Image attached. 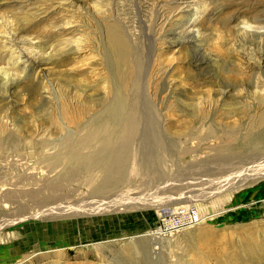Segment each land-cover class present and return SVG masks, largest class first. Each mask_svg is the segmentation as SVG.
<instances>
[{"label": "rangeland", "instance_id": "1", "mask_svg": "<svg viewBox=\"0 0 264 264\" xmlns=\"http://www.w3.org/2000/svg\"><path fill=\"white\" fill-rule=\"evenodd\" d=\"M68 1L58 10L59 0H0V34L13 33L14 41L38 62L33 70L19 74L15 83L0 86V121H7L4 143L10 137L7 146L0 147V264H28L35 259L34 264H63L52 255L60 251L52 241L60 235L78 238L98 228L106 232L104 241L97 244L100 246L71 248L64 260L80 254L78 262L85 264H142L138 255L128 260L125 252L129 243L146 238L152 241L148 247L151 264H264V152L242 150L239 143L244 132L237 129L239 137L233 139L229 133L231 127L240 128L264 110V36L261 39L252 30L264 25V0ZM186 3L194 4L191 19L202 37L196 47L169 46L168 39L186 21L177 7L182 9ZM62 20L72 22L73 30L78 31L61 34L56 29ZM115 26L140 60L146 55L147 37L155 39L162 58L172 60L175 92L184 96L182 100L191 110L178 106L179 117L167 116L176 124L171 131H185L181 124L193 119L190 115L204 111L207 118L203 124L190 125L196 134L190 137L189 150L172 151L159 169V179L153 168L143 177L130 171L128 182L101 197L90 196L84 184L73 182L67 189L61 184L60 193L49 201L64 199L44 203L50 193L44 182L58 170L48 173L43 163L47 154L31 148L28 155V146L22 145L40 138L42 130L50 131L52 139L65 131L74 132L71 127L57 132L47 117L51 112L56 119L61 101L82 106L94 104L107 92L111 97L113 84L104 42L107 28ZM244 26L247 31L238 29ZM80 39L88 41V49L74 55L60 51L61 43ZM197 48L211 55L210 69L196 71L189 65ZM9 53L0 41V67L9 66ZM11 71L16 74L18 69ZM209 129L213 136H208ZM254 132H262L264 139V122ZM16 139L17 146L11 151ZM119 188L129 198L123 204H118L122 201ZM77 202H91L99 212L67 218L40 215L57 204ZM116 204L117 209L112 207ZM166 207L191 208L197 224L157 236L153 233L157 213ZM70 221L85 226L69 230L65 224ZM24 248L34 253L19 262ZM41 255L45 257L38 259Z\"/></svg>", "mask_w": 264, "mask_h": 264}, {"label": "bare ground", "instance_id": "2", "mask_svg": "<svg viewBox=\"0 0 264 264\" xmlns=\"http://www.w3.org/2000/svg\"><path fill=\"white\" fill-rule=\"evenodd\" d=\"M57 3L59 4L55 5V9L63 10L64 4L69 3V1L59 0ZM62 4L63 6H61ZM177 8L179 9V13L185 16L186 21L179 24L178 29L168 39L170 43L168 45L181 48L185 44H188L196 47L200 42L202 33L195 26V21L191 19V13L196 10L194 4L190 6L186 3L182 9L180 6ZM63 18L65 17L63 16ZM184 23L185 27H183ZM245 24L247 23H243V25ZM74 26L72 22L62 20L56 30L63 31L61 34L65 32L69 34L78 31L77 29L73 30ZM245 27L238 29L243 31ZM248 27L250 26L248 25ZM252 30L256 33H252V35L261 36L262 39V36H264V25L263 27L258 26V28L256 26ZM106 39L104 50L108 59L107 70L113 84L111 97L108 98L107 92L106 97L102 96L94 104L82 106H72L64 100L61 101L59 111L56 105L58 112L56 119L52 118L51 112L47 117L51 119V123L56 127L55 130L57 132L62 133L67 127L73 128L74 132L65 131L64 134H61L60 138L52 139L50 131L42 130L43 135L40 138L26 140L24 145H22L28 146L26 149L28 155L33 152L28 151L31 148L47 154L43 163L44 166H47L48 173L58 170L54 177L44 182L43 187L50 191L49 197L42 200L44 203L48 202L57 193H60V189H62L61 184H64L66 189L73 182L84 184L88 188L90 196L101 197L104 194L111 193L113 189H117L118 185L124 184L131 172L132 175L137 172L136 175L138 174L143 177L153 168L159 179L162 176L159 174V169L166 164L167 159L172 157V151L178 149L182 151L189 150L188 143L191 139L190 137L196 134V128L194 129L190 125L194 126L196 123L203 124L207 118L204 111H201L202 114H198V116L189 114L193 119L184 124H181L183 122L180 123L185 131L177 132V130L172 132L171 129L176 124L174 120L169 119L167 116L171 113L176 116L178 106L184 108L187 112L191 110V106L185 104V101L182 100L184 96H179L175 92L176 86L173 81L176 69L173 68L172 60H168V58L164 59L159 55L155 39L150 37H147L146 55L140 60L139 56H136L137 53L132 51L130 42L118 26L107 28ZM0 41L3 47L10 50L8 58L10 60L9 66L0 67V86L6 87L7 83H9L8 81L15 83L17 81L16 77L19 74H23L27 70H33L38 62L34 55L26 53V49L24 50L22 46L14 41L13 33L7 31V33L1 35ZM60 45L62 46L60 51L64 55H74L77 51H84L89 48L86 39L73 40L70 43H61ZM38 47L41 48L40 45ZM42 48H46V46ZM48 48L50 47L48 46L46 49ZM201 49L197 48L196 52L193 55L191 54L192 56L189 59V65H192L196 71L210 69L214 61H212L211 55L207 54L208 52L205 53V50L202 51ZM110 60L112 61L111 65L109 64ZM12 69H18V72L13 74ZM176 117H179V115ZM84 118H86V122H83ZM263 122L264 110L255 117L248 118L240 128L231 127L229 130L231 137L228 134L225 135H228L230 138H236L239 137L237 129L241 130L244 134L240 138L239 148L248 151L260 150L263 153L264 139L261 134L263 131L259 134H255L254 132ZM8 124L12 125L11 121ZM6 125L7 121H0V147H3V145L7 146L6 143L9 142L8 138L10 137L5 140V143L3 141L5 139L4 135L7 132ZM183 125L185 126L183 127ZM207 134L209 137L213 136L211 129H209ZM18 141L19 139L13 141V145L10 146L11 151L15 150ZM235 142L237 143V141ZM167 152L170 155H166ZM139 178L141 179V177ZM97 181V185L93 186L94 182ZM119 190L121 191L119 197L122 201L118 204H123L129 198H124L126 190H123V188H119ZM32 194L34 195V192ZM63 199V197H56L55 200L49 202H61ZM90 204L91 202L83 204L79 202L73 204L60 203L43 210L39 214H61L64 218H67L76 216L77 213L81 215L82 213L84 215L98 213L99 209H96V205L93 204L92 206ZM115 206L117 204L112 205V207L117 209ZM87 224L89 226L93 225L92 221H87ZM75 225L78 228L85 226L77 221L73 225L72 221H70L65 224V228H69V230L71 228L72 230L73 227L75 228ZM88 231V233L78 238L68 237H72L73 239L60 235L61 238L52 241L56 244L54 248L60 251L52 255L57 256L63 264H85L78 262L80 254L70 257L66 261L64 259L69 255L67 250L71 248H77L78 246H95L97 248L100 246L97 244L103 239L106 232L102 233L99 228ZM121 233L125 235L123 231ZM97 237L101 239L95 240ZM151 242L150 239L144 238L135 241L133 245L129 243L126 252L124 251L129 255L128 260H133V257L138 255L142 264H151L152 262L150 263L148 259V247L152 245ZM43 244L41 243V245ZM33 253L32 250L29 251L24 248L17 259H19V262H22ZM43 257L45 255H41L38 259ZM35 261L36 259L31 260L28 264H34Z\"/></svg>", "mask_w": 264, "mask_h": 264}, {"label": "built area", "instance_id": "3", "mask_svg": "<svg viewBox=\"0 0 264 264\" xmlns=\"http://www.w3.org/2000/svg\"><path fill=\"white\" fill-rule=\"evenodd\" d=\"M157 217L153 230L157 236L178 233L197 224V217L189 207H166L157 213Z\"/></svg>", "mask_w": 264, "mask_h": 264}]
</instances>
